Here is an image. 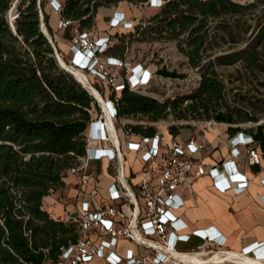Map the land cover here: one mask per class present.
Wrapping results in <instances>:
<instances>
[{"label": "trees", "instance_id": "1", "mask_svg": "<svg viewBox=\"0 0 264 264\" xmlns=\"http://www.w3.org/2000/svg\"><path fill=\"white\" fill-rule=\"evenodd\" d=\"M14 1L0 0V264L55 263L62 248L78 240V224L53 215L44 200L52 191L65 187L67 169L85 154L86 131L100 107L87 88L60 67L54 46L40 25L43 12L45 25L54 33L50 13L38 6L37 0L16 3L15 31L7 16ZM118 1L62 0L60 18L77 20L81 28H92L100 6ZM257 4L256 0H164L162 10L140 35L161 36L169 31L180 39L186 34L187 38L180 41L188 47L182 50L190 64L198 65L207 41L209 17H238ZM136 28L137 24L134 29H120L113 34L135 32ZM256 36L264 38V23L259 25ZM118 44L117 40L110 52L122 55ZM158 72L171 77L180 75L166 68ZM185 100L192 103L183 107ZM117 104L118 115L141 114L150 119L130 120L128 125L136 133H154L156 123L169 109H179L184 115L189 112L213 118L209 122L225 124L230 133L244 128L260 144L264 143V122L231 106L222 81L212 73L202 75L192 94L160 103L126 87L119 92ZM169 132L177 135V128L170 126Z\"/></svg>", "mask_w": 264, "mask_h": 264}, {"label": "built area", "instance_id": "2", "mask_svg": "<svg viewBox=\"0 0 264 264\" xmlns=\"http://www.w3.org/2000/svg\"><path fill=\"white\" fill-rule=\"evenodd\" d=\"M163 2L147 0L155 7ZM51 3L60 15V1L51 0ZM57 25L61 30H71L69 52L72 61L68 65L85 72L88 84L67 66L64 69L72 73L102 106L91 88H97L96 84L107 88L105 98L103 91L97 89L109 108L110 120L119 141L108 140L101 134L105 118L103 107V113L96 120L94 117L90 120L85 135V154L79 157L76 165L67 169L69 176L76 178V203L67 211L65 218L77 222L79 238L62 248L63 252L54 264H91L96 257H104L108 264H258L255 259L264 264V240L250 243L240 251L227 250L224 248L226 237L219 231L209 228L187 231V222L176 213L184 205L179 190L193 191L196 180L203 175H208L220 187L229 185L236 190H244L251 181L238 170L239 158L247 153L250 161L259 159L257 147L260 142L254 135L244 128L230 133L223 124L226 139L220 140L219 144L228 145L229 154L208 164L202 157L205 144L196 136H191L184 143L180 134L169 132L168 135L161 130L160 122L156 123V131L152 134L136 133L128 125L131 119L118 115V94L126 87L141 92L152 72L141 62L132 63L126 56L110 52L118 40L110 30L134 29V19L116 10L110 15L108 32L103 34L91 28H81L79 21L63 17L59 18ZM43 27L47 33V26L43 24ZM46 35L54 46L58 63L59 59L62 62L54 41L48 33ZM170 126V123L166 124L168 131ZM122 136L130 145L125 151ZM130 151L139 153L138 170L129 165ZM104 159L107 160L105 168L109 172L111 170L112 181L108 187V203L96 207L93 201L82 198L89 184L99 188L97 182L102 172L98 174L93 163ZM260 183L264 185V177L260 178ZM97 188L93 190L95 195L99 192ZM197 235L204 240L197 249L178 250L181 241H189ZM120 239L136 242L145 248V254L136 255L132 250L119 254L112 248ZM204 244L208 246L207 255L200 251Z\"/></svg>", "mask_w": 264, "mask_h": 264}, {"label": "rangeland", "instance_id": "3", "mask_svg": "<svg viewBox=\"0 0 264 264\" xmlns=\"http://www.w3.org/2000/svg\"><path fill=\"white\" fill-rule=\"evenodd\" d=\"M21 1L16 0L17 5ZM59 1L62 2V0ZM239 1L248 3L252 0H237V2ZM256 1L258 4L255 7L247 9L244 13L239 14L238 17H233V15L229 14L225 15L223 20L209 17V23L206 28L207 41L200 52L202 58L198 65L190 64L188 56L182 50V48L186 49L188 47L186 42L180 41V39L185 40L187 38L186 34H182L180 39L174 38L169 31H164L161 36L156 34L140 35L143 28L152 23L150 19L162 10L164 2L158 7L151 6L147 1L137 3L130 0H120L117 3L102 5L98 9L94 19V26L91 29L98 34L108 32L110 15L116 10L123 11L129 18L134 19L137 24L135 32H122L120 35L116 34L117 36L115 37L119 41V52L122 55L126 56L132 63L141 62L147 65L148 70L152 72L144 83V88L141 89L142 94L150 95L160 103L166 99L177 98L180 95L192 94L198 84H200L202 75L212 73L222 81L224 93L231 106L240 107L243 111H247L255 116L256 119L259 118L261 120L264 119V38L256 36V32L259 25L264 23V0ZM15 5L13 6L12 4L11 9L14 10L16 17L18 10L17 5ZM37 5H42L50 13V23L53 25L54 33H50L48 27L46 28L47 32L54 41L60 57L67 64H70L72 61L69 52L71 30L58 28L57 23L60 15L53 8L51 0H37ZM10 11L7 15L9 19ZM43 24L45 25L44 20H41L40 25ZM155 24L153 23V25ZM110 31L115 32L116 30L111 29ZM226 54H231L232 56L226 58L224 57L227 56ZM160 68L177 71L180 75L176 77L165 76L158 72ZM98 87L100 91H103L105 98L107 88L102 84L98 85ZM183 102V107L192 103L191 100ZM99 103L100 101L97 102V104ZM99 107L100 111L97 114H93L94 120L97 119L100 113H103V106L99 104ZM178 110L169 109L167 114L161 117L158 122L165 121L166 124L170 123L171 126H175L177 134H181V140L184 143L186 142V135L202 133L203 126L207 127V130L210 129L208 123L213 118L208 119L189 112L184 115ZM128 119L132 121L150 120L147 116L141 114L129 115ZM165 122L160 124L161 130L169 135L167 128L166 130L162 129ZM215 125L219 126L218 124L210 123V127ZM101 134L107 137L103 130V123ZM206 137L209 138L207 135ZM122 138L125 151L130 145L124 139V136ZM104 165L103 162L98 160L93 163V168L99 174L105 169ZM75 179V176L70 175L66 178L65 187L52 191L45 198V207L50 208V212L56 217L64 216L71 204L76 203L75 191L72 190V186L75 187ZM209 211H211V208L204 207L203 213L207 217ZM43 264L54 263L47 260Z\"/></svg>", "mask_w": 264, "mask_h": 264}, {"label": "crops", "instance_id": "4", "mask_svg": "<svg viewBox=\"0 0 264 264\" xmlns=\"http://www.w3.org/2000/svg\"><path fill=\"white\" fill-rule=\"evenodd\" d=\"M208 125L209 130L203 126L202 133L186 135L185 140L196 136L199 141L203 142L205 148L202 157L206 163L211 164L226 158L229 154V146L225 143L219 144L220 140L225 141L226 139L225 128L222 125L213 127H210L209 123ZM162 129L166 130V126H162ZM133 138L136 139L135 136ZM257 151L259 153L258 160L250 161L247 153H243L239 158L238 170L245 173L251 181L244 190H236L229 185L220 187L208 175H203L196 180L193 191L179 190L182 199H184V205L176 213L187 222V231L197 228L217 230L226 237L224 248L234 251H240L250 243L264 240V185L260 183V178L264 177V143L257 147ZM138 158L139 153L130 151L129 160L131 162L129 165H133L137 170L139 169ZM100 161L106 166V159ZM111 181L110 172L106 168L103 169L97 182L99 188L92 183L89 184L82 200L93 201L96 207L107 204L108 187ZM96 188L99 190L97 195L93 193ZM72 190L75 191V195L74 186H72ZM74 204H71L67 211L73 209ZM204 207L211 208L208 217L203 213ZM203 243L202 237L193 236L189 241H181L178 244V250L190 251L197 249L198 245ZM112 249L121 255H124L128 250L134 251L136 255L145 254V248L127 239H120ZM207 250L208 246L204 244L200 249L201 254L207 255ZM91 264L108 263L104 257H96Z\"/></svg>", "mask_w": 264, "mask_h": 264}, {"label": "bare ground", "instance_id": "5", "mask_svg": "<svg viewBox=\"0 0 264 264\" xmlns=\"http://www.w3.org/2000/svg\"><path fill=\"white\" fill-rule=\"evenodd\" d=\"M14 17H15L14 10L11 9V11H10V19H11V22H13ZM62 65L67 66L68 69L72 70L74 73L77 74V77L79 79H81L84 83L88 84V82L86 80V74H85V72H83L81 70L79 71V70H76L74 68H71V66H69L64 61V59H62ZM91 90L98 97V99L101 100V102L103 104V107H104V111H105L104 117L105 118L103 119L102 123H103V130L105 131V133L107 135V139L109 140V137H110V140L111 141L118 142L119 140H118V137L116 136V133H115L114 124H113L112 120H110L109 108H108L107 104L104 103L103 97H102L100 91L97 88L92 87ZM261 122H264V119H261ZM161 123H163V122H161ZM210 123L211 122H209V124ZM165 124H166V122L164 123V125ZM104 125H105V127H104ZM221 125H223V124H221ZM197 260H198V258L197 259H194L195 262H197ZM254 261H256V263H258V264H261L263 262V261L257 260V259H255Z\"/></svg>", "mask_w": 264, "mask_h": 264}, {"label": "water", "instance_id": "6", "mask_svg": "<svg viewBox=\"0 0 264 264\" xmlns=\"http://www.w3.org/2000/svg\"><path fill=\"white\" fill-rule=\"evenodd\" d=\"M15 4H16V1L13 3V6ZM10 25L13 27V30L16 31V26H14L13 22H11V19H10ZM42 30H43L44 34L46 35L47 33L44 31V27L42 28ZM59 65H60L61 68H65V66L62 65V62L60 61V59H59Z\"/></svg>", "mask_w": 264, "mask_h": 264}]
</instances>
